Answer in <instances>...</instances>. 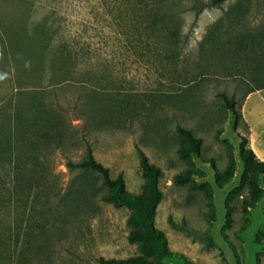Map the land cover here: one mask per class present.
<instances>
[{
	"label": "rangeland",
	"instance_id": "rangeland-1",
	"mask_svg": "<svg viewBox=\"0 0 264 264\" xmlns=\"http://www.w3.org/2000/svg\"><path fill=\"white\" fill-rule=\"evenodd\" d=\"M200 1L205 5L198 13L192 8L196 0L167 2L181 22L178 56L171 63L166 49L149 44L144 33L137 47L143 56L134 55L132 35L126 39L117 25L118 0H0V106L20 90L72 81L75 41L95 54L110 53L126 77H95L97 86L102 93L136 94L139 107L128 113L102 109L92 120L87 119L86 102L76 105L78 112H72L70 98L62 107L70 112L73 126H68L77 136L88 122L95 159L111 178L122 174L128 193L139 195L143 184L136 145L161 169L162 198L154 225L164 233L168 250L185 258L167 264H264V194L244 213L241 201L250 192L241 185L244 164L238 151L240 137L249 145L255 125L264 124V90L244 95L248 83L241 49L235 51L232 44L242 30L264 26V0ZM220 93L235 100L240 118L222 106ZM100 117L110 122L98 127ZM178 127L202 139L191 160L204 174L194 177L203 189L174 182L189 167L178 152ZM230 146L235 172L218 187L213 165L217 173L225 172ZM44 153L40 190H15L2 181L0 170V264H101L100 259L105 264H153L139 243L128 241L130 210L101 200L100 176L67 168L68 160L84 159L85 145L68 139ZM81 188L94 192L75 198ZM227 207L232 208L229 227ZM170 221L196 233L174 228ZM39 225L45 227L42 232Z\"/></svg>",
	"mask_w": 264,
	"mask_h": 264
},
{
	"label": "trees",
	"instance_id": "trees-1",
	"mask_svg": "<svg viewBox=\"0 0 264 264\" xmlns=\"http://www.w3.org/2000/svg\"><path fill=\"white\" fill-rule=\"evenodd\" d=\"M169 1L174 0H118L117 18L119 21L117 25L120 26V32L125 38L127 35H132L131 40L134 44L130 46L134 48V55L143 56L140 52L137 53V47L141 35L144 33L149 44L157 49L165 48V58L174 63L178 56L177 46L180 41L181 22L176 17L177 14L173 12L174 10L167 6ZM224 1L226 0H210V4L219 5ZM196 2L192 8L196 9V13H198L203 9L205 3L200 0H196ZM205 43L208 44L210 41L207 39ZM78 44V41H75L72 76L74 79L72 81L49 89L20 90L3 106H0L2 181L11 185L15 190L22 188L25 191L31 187L40 190V188H44L43 183L46 175L47 158L44 151L58 149L64 146L68 139L82 142L85 145L84 159L79 162L68 160L66 166L70 171L79 170L99 175L102 186L101 200L130 210L127 223L132 227V230L128 235V241L139 243L140 251L153 264H167L170 260L185 261L183 256L173 255L168 250L164 233L154 225L156 208L162 198V192L158 187V180L162 175L161 169L151 164L144 151L136 145L143 184L140 194L132 195L126 190L122 174L111 178L109 169L95 159L89 142L88 122L81 128L79 136L70 127L73 126L69 122L70 112L67 113L62 107V101L69 98L75 103V109L72 112H78L76 105L83 102L88 104L89 112L86 115L88 120H92L96 111L102 109L106 110L108 114L110 111L128 113L140 105V99L136 94L114 93V90L102 93L97 86L95 77H126L124 68L119 71L110 53L95 54L93 48L83 49ZM232 44L235 51L241 49L242 72L245 73L246 77L244 78L248 83L244 95L264 89V26L242 30L240 37L237 34L234 35ZM201 48L203 51L205 50L204 46ZM152 52L154 51L152 50ZM67 93L74 96L68 97ZM219 97L225 109L230 110L236 119L241 117L240 111L235 107L234 99H229L224 93H220ZM104 119L100 117L95 120V124L101 127L110 122ZM69 124L70 126H68ZM178 133L181 138L178 152L180 157L187 161L189 167L184 172L175 175L174 182L178 185L189 183L191 190L203 189L205 186L197 183L194 177L202 178L204 174L201 170L193 168L191 160L192 155L199 154L202 139L181 127H178ZM238 151L239 158L244 164L241 185H247L250 192L249 198L241 201L245 213L248 209L255 207L263 197L264 162L249 147L248 139L245 136L240 137ZM229 156L230 164L223 174L217 173L213 165L215 182L218 187H223L228 183L235 172L231 146ZM93 192L92 189L87 191L81 188L74 194L75 198H82L90 196ZM207 194L210 195L211 192L207 191ZM73 198L71 197V199ZM231 212L232 208L227 207L226 227L231 225ZM170 224L174 228H182L187 232L196 233L185 224L179 225L173 221H170ZM39 228L42 232L45 227L39 225ZM24 237L30 246L29 240L32 237L28 233ZM29 246H26L25 250H30ZM100 263L105 264L102 259H100ZM16 264L20 263L16 262Z\"/></svg>",
	"mask_w": 264,
	"mask_h": 264
},
{
	"label": "crops",
	"instance_id": "crops-1",
	"mask_svg": "<svg viewBox=\"0 0 264 264\" xmlns=\"http://www.w3.org/2000/svg\"><path fill=\"white\" fill-rule=\"evenodd\" d=\"M249 147L264 162V124L255 125V134L252 135V141L249 142Z\"/></svg>",
	"mask_w": 264,
	"mask_h": 264
}]
</instances>
